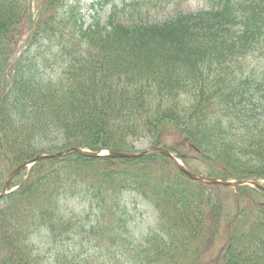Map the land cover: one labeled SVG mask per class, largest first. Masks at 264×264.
I'll return each mask as SVG.
<instances>
[{
	"label": "trees",
	"instance_id": "1",
	"mask_svg": "<svg viewBox=\"0 0 264 264\" xmlns=\"http://www.w3.org/2000/svg\"><path fill=\"white\" fill-rule=\"evenodd\" d=\"M26 1L0 0V167L56 150L41 149L39 138L32 141L52 128L66 138L57 151L71 146L134 151L131 139L150 136L152 145H162L161 136L173 131L179 144L186 140L205 156V170L198 172L221 179L264 178V0H208L200 11L160 22L126 20L125 12L113 8L104 25L94 17L87 26L79 0H39L46 16L37 18L29 41L34 47L48 45L59 71L53 78L40 76L27 64L25 50L1 102L8 83L3 72L14 53L4 51L3 39L16 22L25 25ZM11 110L20 123L12 121ZM71 154L75 157L61 156L60 164L45 170L36 163L31 176L0 200V264H48L24 240L34 217L33 225L60 247L57 264H88L89 253L73 261L65 253L69 240L80 241L81 235L66 199L82 196L113 213L127 190L152 203L161 233L137 241L115 230L110 241L124 238L127 249L107 253L103 264H206L204 239L207 233L210 241L215 238L222 216L201 183L195 182L194 190L175 166L177 173L170 175L128 174L111 165L114 159ZM155 154L161 166L171 163L158 153L143 157ZM261 212L248 229H236V221L227 229L230 243L217 264H264ZM104 223L99 221L101 233L112 231ZM105 237L92 246L100 247Z\"/></svg>",
	"mask_w": 264,
	"mask_h": 264
},
{
	"label": "rangeland",
	"instance_id": "2",
	"mask_svg": "<svg viewBox=\"0 0 264 264\" xmlns=\"http://www.w3.org/2000/svg\"><path fill=\"white\" fill-rule=\"evenodd\" d=\"M35 1L36 0L26 1V5L29 11L27 9L25 25L21 27V24H18L19 22H16L11 27L9 33H7L3 39V48L4 51H6L8 54L9 51H16L18 45L22 41L23 44L21 50L28 49L27 54L29 55V59L27 61V64L33 65V67L37 69V72L40 76L44 78H53L59 71L60 61L57 59V57H53L54 55L49 53L50 47L48 45H43V47L29 46V39H26L25 35H23L25 33H28V31L30 30L29 28L31 25L28 24V15H30L31 20L35 22V26L38 24L36 21L37 18L43 19L46 16L45 11L41 12V4L39 0L37 1L36 7L34 9L33 4ZM95 1L97 0H81V12L85 16L84 18L86 22H88L93 15H97L99 19L104 21L112 5H116L120 9H123L122 5H124L125 3H133V5L127 7L131 11V16L133 18H139L140 16L143 19L152 22H160L173 18L180 12H195L198 10H202L208 5V0L207 3L205 0H104L106 4L104 6L102 4L103 7H100L98 5L96 8H90V4ZM102 2L103 0H101V3ZM30 23L32 24V22ZM12 61L13 55L7 62V68L3 72L4 76L7 79L9 77L10 80L12 79L11 74L14 73V62L12 63ZM10 65L11 67L8 69ZM0 83L2 85V82ZM11 116L13 118V122L20 123V121L16 118L18 117V114L14 110H11ZM64 136L65 135H63L60 130H55L54 128H52L51 132L47 136H43V134L40 136L35 135L32 141L39 138L38 141L40 142L37 143V145L41 147V149H58L65 143L66 138ZM160 140L165 147L169 149L173 148L171 150L175 151V154L186 155L187 162L191 168L205 170V156L202 155V153L197 154L189 145H186L184 143L179 144L177 141L180 140V138L175 136V132L170 131L168 132V134H163ZM151 142L152 139L150 138V136H145L137 139H131L129 143H132L133 145L132 150L141 151L149 148L152 145ZM57 149L55 151H57ZM67 156H71L72 158L75 157V155L72 154ZM62 157L57 156L49 160H40L37 163L42 164V167L45 170L50 168L51 166H57V164H60L59 162ZM122 159L124 158L114 159V161L111 162V165L122 166L128 174L132 172H135L139 175L141 173H145L148 175L153 172L163 175H170L173 174V172L177 173L176 168L172 163L168 162L165 166H161L160 163H162L163 161L157 154L143 158H132L129 163H123ZM29 176H31L30 170H25L17 175V177L14 179V182L16 184H19ZM192 186L194 190L198 191V184L192 181ZM203 187V194L205 196H209L220 206L219 212L222 216L221 223L217 226L219 227V232L215 234V238L213 239L218 240L221 244H225L229 240L230 234L227 229L229 228L230 223L232 225L233 222L236 221V229L244 231L249 228L257 214L262 213L261 209L264 210V194L255 189L250 190L242 188L234 191L229 187L225 188L221 186L216 187L210 185H203ZM77 199L78 200L67 199L65 205L67 206L69 217L76 221L79 227L83 225V227L86 228V230L84 229L86 232L83 234V237L98 239L100 235L108 234L110 231H106L107 229L104 230L106 232L101 234L100 228L103 227H98L91 231L89 230L92 227L91 225H94L93 222L103 221L105 223H109V220L111 219H113V224L110 225L109 229H117L121 234L128 230L134 238H143L151 232L157 230L158 218L156 211H154V209L149 204H147L143 200H140V198H137L136 196H129L127 193V195L123 197L125 205L120 206L119 208L113 207V213H111L110 216L109 212H106L104 214V212H102L100 209L92 207V205L85 197L80 196ZM238 205L240 206L237 209ZM123 207L125 208L123 209ZM234 216L239 217L236 220L233 218ZM34 219L35 217L33 218V220ZM32 221L29 223L28 228L24 232L25 243L29 242V244L32 245L34 253L44 263L57 264V256L59 253H62L60 250H57L60 247H58L57 243L51 241V237L48 236L43 229H39L34 226ZM105 223L103 224L104 226ZM207 236H209L208 233L205 237V239H207V243L204 244L203 252L201 253L203 257H210L211 249L213 248V245L211 244V241L209 240V238H207ZM121 244L123 243L121 242ZM86 247L87 246L84 244L83 246L80 245L74 248V245L72 246L71 244H69L68 247H66L69 251L65 253L70 254L71 261L74 260V250L83 254L90 253L91 257L89 259H91L92 261H90L88 264H101L98 261L99 259L95 257V254H97L98 252H92V249H87L85 251ZM112 249L114 251L115 249H117V246H114ZM123 262V260L113 261V264H123Z\"/></svg>",
	"mask_w": 264,
	"mask_h": 264
},
{
	"label": "water",
	"instance_id": "3",
	"mask_svg": "<svg viewBox=\"0 0 264 264\" xmlns=\"http://www.w3.org/2000/svg\"><path fill=\"white\" fill-rule=\"evenodd\" d=\"M71 151H77V152H79L80 154H82L84 156H91V157H99V156H103V155H106V156H109V157H136V156L144 155V154L149 153V152H160V153L164 154L165 156L169 157L171 160H173L178 165L180 170L184 174H186L187 176H189L192 179L200 180V181H203V182L208 183V184L223 185V186H233V187H235L237 185H251L254 188H257V189H260V190H264V186L261 183H258V182L252 181V180H237V181H231L230 180V181H228V180L215 179V178H212V177H207V176H204V175H200V174L194 173V172L188 170L167 149H165L163 147H159V146H152L149 149L144 150V151L139 152V153H124V152L110 151V150H106V151H104V153L100 152V151L99 152H90V151H87V150H84V149H80L78 147H71L70 149H66V150H64L62 152H57V153H53V154H40V155H37L30 162H35V161H37L39 159H42V158H51V157L58 156L60 154L68 153V152H71ZM26 164L27 163H24V164L20 165L17 169H15L11 173L9 179L7 180V182L4 185V189H3L2 194L5 192V190H6L7 186H8V184H9V181L12 178V176L16 172H18L20 169H22Z\"/></svg>",
	"mask_w": 264,
	"mask_h": 264
}]
</instances>
